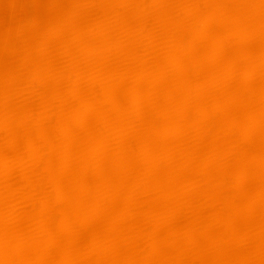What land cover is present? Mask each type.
<instances>
[{"label": "bare ground", "instance_id": "obj_1", "mask_svg": "<svg viewBox=\"0 0 264 264\" xmlns=\"http://www.w3.org/2000/svg\"><path fill=\"white\" fill-rule=\"evenodd\" d=\"M0 264H264V0H0Z\"/></svg>", "mask_w": 264, "mask_h": 264}]
</instances>
